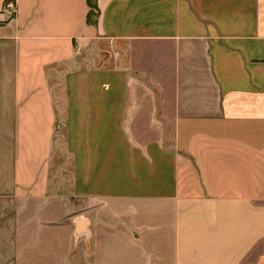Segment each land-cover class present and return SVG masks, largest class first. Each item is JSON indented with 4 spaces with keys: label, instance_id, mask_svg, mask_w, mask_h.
<instances>
[{
    "label": "crops",
    "instance_id": "crops-1",
    "mask_svg": "<svg viewBox=\"0 0 264 264\" xmlns=\"http://www.w3.org/2000/svg\"><path fill=\"white\" fill-rule=\"evenodd\" d=\"M97 5L0 0V264H264V0Z\"/></svg>",
    "mask_w": 264,
    "mask_h": 264
},
{
    "label": "rangeland",
    "instance_id": "rangeland-1",
    "mask_svg": "<svg viewBox=\"0 0 264 264\" xmlns=\"http://www.w3.org/2000/svg\"><path fill=\"white\" fill-rule=\"evenodd\" d=\"M56 206L60 208L63 206H67V202L65 200L57 201ZM60 225L64 226L65 224L61 222ZM35 234H36V231L33 233V235H31L32 236L31 239L35 238L36 236ZM37 239H39V237ZM61 240L62 241L56 245V248H57L55 252L56 256H53L47 259L46 258L44 259L42 257L41 249L37 244L32 246L35 240H33L31 244L29 245L27 244L28 250L25 253V257L27 256L25 260H23L24 251L22 250V246H21V249L19 251V264H23V263L24 264H37V262H41V264H57L58 259H59L58 264H69L70 262H68L67 260L69 255H70L69 258H70L71 264H89V261L91 258H94V257L97 258L99 256L98 244L89 245L87 244V242L78 243V241L76 240V245L73 246L71 244L69 246V244H65L64 236L61 237Z\"/></svg>",
    "mask_w": 264,
    "mask_h": 264
},
{
    "label": "trees",
    "instance_id": "trees-1",
    "mask_svg": "<svg viewBox=\"0 0 264 264\" xmlns=\"http://www.w3.org/2000/svg\"><path fill=\"white\" fill-rule=\"evenodd\" d=\"M90 5L93 7L89 15V22L94 23V18L98 15L95 9H98L97 0H89Z\"/></svg>",
    "mask_w": 264,
    "mask_h": 264
},
{
    "label": "water",
    "instance_id": "water-1",
    "mask_svg": "<svg viewBox=\"0 0 264 264\" xmlns=\"http://www.w3.org/2000/svg\"><path fill=\"white\" fill-rule=\"evenodd\" d=\"M84 229H85V223H81L80 224V231H84Z\"/></svg>",
    "mask_w": 264,
    "mask_h": 264
}]
</instances>
